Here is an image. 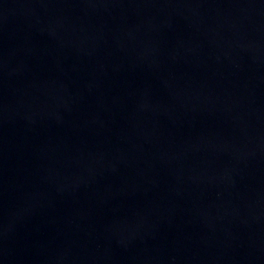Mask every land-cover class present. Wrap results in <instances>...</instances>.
Masks as SVG:
<instances>
[{
	"label": "water",
	"instance_id": "obj_1",
	"mask_svg": "<svg viewBox=\"0 0 264 264\" xmlns=\"http://www.w3.org/2000/svg\"><path fill=\"white\" fill-rule=\"evenodd\" d=\"M0 264H264V0H0Z\"/></svg>",
	"mask_w": 264,
	"mask_h": 264
}]
</instances>
